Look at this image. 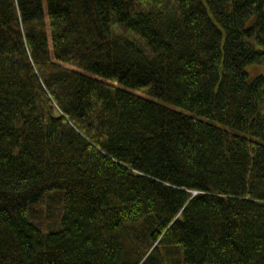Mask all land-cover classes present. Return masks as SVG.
Instances as JSON below:
<instances>
[{
	"label": "trees",
	"instance_id": "1",
	"mask_svg": "<svg viewBox=\"0 0 264 264\" xmlns=\"http://www.w3.org/2000/svg\"><path fill=\"white\" fill-rule=\"evenodd\" d=\"M264 0H0V264H264Z\"/></svg>",
	"mask_w": 264,
	"mask_h": 264
},
{
	"label": "rangeland",
	"instance_id": "2",
	"mask_svg": "<svg viewBox=\"0 0 264 264\" xmlns=\"http://www.w3.org/2000/svg\"><path fill=\"white\" fill-rule=\"evenodd\" d=\"M246 72L249 76L248 80L251 83L264 74V64L250 66Z\"/></svg>",
	"mask_w": 264,
	"mask_h": 264
}]
</instances>
